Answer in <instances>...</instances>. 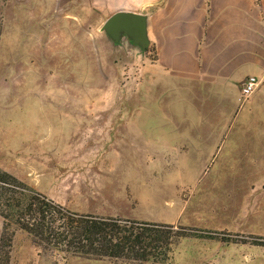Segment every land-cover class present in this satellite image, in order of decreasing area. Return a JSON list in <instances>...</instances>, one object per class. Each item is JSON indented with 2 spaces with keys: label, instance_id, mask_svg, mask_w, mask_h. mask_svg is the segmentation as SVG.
Wrapping results in <instances>:
<instances>
[{
  "label": "rangeland",
  "instance_id": "1",
  "mask_svg": "<svg viewBox=\"0 0 264 264\" xmlns=\"http://www.w3.org/2000/svg\"><path fill=\"white\" fill-rule=\"evenodd\" d=\"M112 11L0 0V169L70 211L155 223L148 255L73 256L11 229L0 264H259L264 236L231 228L264 194V127L241 124L245 100L163 78L153 46L110 38Z\"/></svg>",
  "mask_w": 264,
  "mask_h": 264
},
{
  "label": "crops",
  "instance_id": "2",
  "mask_svg": "<svg viewBox=\"0 0 264 264\" xmlns=\"http://www.w3.org/2000/svg\"><path fill=\"white\" fill-rule=\"evenodd\" d=\"M99 6L112 9V13L144 14L149 45L155 51L154 65L163 78L187 82L186 90L192 83L211 96L231 97L237 104L242 83L249 76L257 77L259 85L245 100L248 106L243 118L247 121L241 124L264 127V122L256 120L264 111V0H99ZM252 119L256 121H248ZM252 141L264 145V138ZM260 182L264 189V181ZM248 193L249 201L242 204L243 223L248 227L234 223L243 228L231 229L264 236L257 231L264 225V194L255 200L252 192ZM260 263L264 264V259Z\"/></svg>",
  "mask_w": 264,
  "mask_h": 264
},
{
  "label": "trees",
  "instance_id": "3",
  "mask_svg": "<svg viewBox=\"0 0 264 264\" xmlns=\"http://www.w3.org/2000/svg\"><path fill=\"white\" fill-rule=\"evenodd\" d=\"M0 218V250L12 229L26 233L41 247L88 258L123 257L132 252L137 258L145 259L148 245H142L143 240L155 231L151 226L158 227L155 223L141 222V232H134L118 218L70 211L2 169Z\"/></svg>",
  "mask_w": 264,
  "mask_h": 264
},
{
  "label": "water",
  "instance_id": "4",
  "mask_svg": "<svg viewBox=\"0 0 264 264\" xmlns=\"http://www.w3.org/2000/svg\"><path fill=\"white\" fill-rule=\"evenodd\" d=\"M114 41L122 34L142 49L149 45L146 29V16L134 11L119 10L112 13L101 26Z\"/></svg>",
  "mask_w": 264,
  "mask_h": 264
},
{
  "label": "built area",
  "instance_id": "5",
  "mask_svg": "<svg viewBox=\"0 0 264 264\" xmlns=\"http://www.w3.org/2000/svg\"><path fill=\"white\" fill-rule=\"evenodd\" d=\"M259 85V80L255 76H249L240 87V97L239 100H246L249 95L256 89Z\"/></svg>",
  "mask_w": 264,
  "mask_h": 264
}]
</instances>
